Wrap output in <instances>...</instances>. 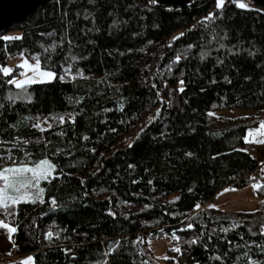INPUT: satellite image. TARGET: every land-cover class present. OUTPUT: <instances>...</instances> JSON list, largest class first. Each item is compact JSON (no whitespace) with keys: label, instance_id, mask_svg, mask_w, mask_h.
I'll list each match as a JSON object with an SVG mask.
<instances>
[{"label":"trees","instance_id":"obj_1","mask_svg":"<svg viewBox=\"0 0 264 264\" xmlns=\"http://www.w3.org/2000/svg\"><path fill=\"white\" fill-rule=\"evenodd\" d=\"M14 29L0 66L22 53L57 74L25 91L0 73V167L56 166L43 203L18 204L14 217L0 209L17 253L32 264H159L147 241L170 235L187 264L264 262V210L209 207L224 187L254 181L260 162L243 145L262 118L213 112H264V10L51 0L0 37Z\"/></svg>","mask_w":264,"mask_h":264},{"label":"snow or ice","instance_id":"obj_2","mask_svg":"<svg viewBox=\"0 0 264 264\" xmlns=\"http://www.w3.org/2000/svg\"><path fill=\"white\" fill-rule=\"evenodd\" d=\"M151 3H156L157 0H150ZM226 0H216V8L217 9H223L225 6ZM237 6L239 8H246L247 5L244 3L237 2ZM213 13H209L207 17H205V20L212 19ZM180 35H184V33H180ZM179 37H174L173 39H178ZM0 39H3L5 41L7 40H15L20 39L19 36H3L0 37ZM23 55V54H21ZM179 59V57H177ZM19 68L30 70L32 72V75L29 76L26 74V72H22L21 76L23 79H8L7 83L14 85L17 89H23L27 90L28 85H32L34 83H46L52 81L54 78H56V73L54 71L50 70H42L40 60L37 58L35 63H29L28 60H23L19 65ZM13 72V69L8 66H0V73H3L4 76H9ZM63 76L60 77L61 80H63ZM181 84H183V81H181ZM183 91V88L180 89ZM11 99V98H10ZM31 99V97H29ZM61 122H63V117L58 118ZM34 127H39V124L33 125ZM51 127V125H49ZM115 131V129H113ZM260 135L264 136V123H261L260 127L255 130ZM252 135V130L249 131L248 136H245V142H249V136ZM87 139V137H85ZM259 143H264V141H256ZM27 143V141H25ZM132 145L130 144L129 147ZM55 165L51 163L47 158L40 160L38 163H36L34 166H28L26 164H21L19 166H16L15 163H13V166L0 168V209L3 210L4 213L7 214V216L14 217L15 216V206L21 203H35L37 200H40L41 203H43L42 199V193L44 191L43 188L39 187L40 181L42 179H48L52 173L55 170ZM30 174V175H28ZM32 189H37V191H32ZM254 191L257 189H264V186L260 184H254L253 185ZM227 191V189L225 190ZM176 199H179L177 197ZM52 204L55 205L56 201L53 198ZM197 208L200 207L199 204L196 205ZM209 207H215L214 205H209ZM114 215V214H113ZM188 228L192 227V224L187 225ZM236 225H233V228H235ZM261 235H264V224H261ZM0 229H4L7 231L8 239L11 241L12 234L17 231V228L10 223L6 222V219H0ZM221 231L227 232L228 229L222 228ZM53 235L52 232L47 233V238H51ZM173 238L179 240L180 237L176 236L175 233H173ZM188 243L195 244L196 240H192ZM14 246V245H13ZM174 252L180 253L181 248L177 245L172 249ZM112 250L110 249V252ZM261 251L264 252V248H261ZM219 259V257H216ZM165 259H168V257H165ZM172 259H175L173 257ZM33 257L29 256L26 258L25 261H22L21 264H28L29 261H32ZM249 264H264V262H260L257 260H249Z\"/></svg>","mask_w":264,"mask_h":264},{"label":"rangeland","instance_id":"obj_3","mask_svg":"<svg viewBox=\"0 0 264 264\" xmlns=\"http://www.w3.org/2000/svg\"><path fill=\"white\" fill-rule=\"evenodd\" d=\"M236 2L244 3L247 5V7L252 6V3L250 2V0H236ZM20 32L21 31L18 29L10 30L2 34V37L3 36H20ZM21 54L22 53H19V54H16L10 57L7 60V62L4 65H2V66H8L13 69V72L10 74L11 79L12 78L23 79V77L21 76L22 72H26V74L29 76L32 75V72L30 70L21 69L18 67V65L23 60H28L29 63H35L36 60H29L25 57L24 54L23 55ZM42 70L53 71L47 68H42ZM213 115H217V116L221 115L227 118H235V117L250 116V115L259 116L262 118V120L259 122L257 127L250 129V130L254 131L253 132L254 135L262 136L258 132L255 131L256 129L260 127L261 123H264V112L262 111H254L248 108L235 107V108L228 109V110L214 111ZM49 123L50 122L47 120L46 121L42 120L40 121V126L46 127V126H49ZM257 146L260 149L264 148L261 145H257ZM45 158L47 157L39 159L36 163H38L40 160L45 159ZM261 158H262V154L260 155L258 159H261ZM36 163L26 164V165L34 166ZM15 165L19 166L21 164H15ZM9 166H13V164L4 165L0 168H5ZM261 178L264 181V173L261 175ZM43 180L45 179H42L40 181V184H39L40 188H42L41 182ZM254 184H260V185L263 184L264 186V183H262L261 180L259 179L254 180L242 187L227 186L219 190L216 193V195L214 196L210 204L214 205L215 207L221 210H226L230 212H235V211L252 212V211H256L257 209L264 210V192L259 191V189L254 191L253 189ZM226 189L227 191H225ZM32 191L35 192L37 191V189H32ZM42 199H43V193H42ZM177 245L178 244L172 239V236L170 235H166V236L158 237L154 239H148L147 241L148 249L153 254V256L155 257L156 261L159 264H187L183 260H181V258L179 257V253L174 252L172 250ZM169 249L171 250L170 252H168ZM14 256H17V257H14ZM29 256H31V254L17 253L13 239H11L10 241L8 239L7 231L4 229H0V264H11L14 262H22V261H25L26 258ZM165 257H168V259H165ZM173 257H175V259H172ZM28 264H32V261H29Z\"/></svg>","mask_w":264,"mask_h":264},{"label":"water","instance_id":"obj_4","mask_svg":"<svg viewBox=\"0 0 264 264\" xmlns=\"http://www.w3.org/2000/svg\"><path fill=\"white\" fill-rule=\"evenodd\" d=\"M51 0H0V32L22 22L35 9ZM257 8L264 10V0H250ZM190 0H157L170 7H185Z\"/></svg>","mask_w":264,"mask_h":264},{"label":"built area","instance_id":"obj_5","mask_svg":"<svg viewBox=\"0 0 264 264\" xmlns=\"http://www.w3.org/2000/svg\"><path fill=\"white\" fill-rule=\"evenodd\" d=\"M249 150L254 155H257L259 152H261V154H262V158L260 159L258 167L256 169H254L252 171V173L249 175V177L251 179H257L259 177V175L264 173V148L260 149L257 145L254 144V145L250 146ZM14 257H17V256H14Z\"/></svg>","mask_w":264,"mask_h":264},{"label":"crops","instance_id":"obj_6","mask_svg":"<svg viewBox=\"0 0 264 264\" xmlns=\"http://www.w3.org/2000/svg\"><path fill=\"white\" fill-rule=\"evenodd\" d=\"M249 131H250V130H248V131L246 132V135H245V136H248ZM253 132H254V131L252 130V135L249 136V142H245V139H244V145H243V148L246 149V150H249V149H250V146H252V145H254V144H255V145H261L262 147H264V146H263V143L256 142V141H264V136L254 135ZM246 147H247V148H246ZM260 155H261V152H259L257 155H254V156L257 157V158H259ZM262 186H263V184H262Z\"/></svg>","mask_w":264,"mask_h":264},{"label":"bare ground","instance_id":"obj_7","mask_svg":"<svg viewBox=\"0 0 264 264\" xmlns=\"http://www.w3.org/2000/svg\"><path fill=\"white\" fill-rule=\"evenodd\" d=\"M251 2V1H250ZM157 3V2H156ZM252 3V2H251ZM159 4V3H158ZM252 6H255L253 5L252 3ZM166 7H170V6H166ZM256 7V6H255ZM262 175V174H261ZM261 175H259V177L257 179L261 180L262 183H264L263 179L261 178ZM257 179H252V180H257Z\"/></svg>","mask_w":264,"mask_h":264}]
</instances>
